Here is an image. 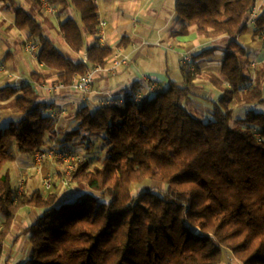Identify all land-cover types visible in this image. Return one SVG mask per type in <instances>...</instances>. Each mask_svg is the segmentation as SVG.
<instances>
[{"label":"trees","instance_id":"16d2710c","mask_svg":"<svg viewBox=\"0 0 264 264\" xmlns=\"http://www.w3.org/2000/svg\"><path fill=\"white\" fill-rule=\"evenodd\" d=\"M26 1L30 8L16 0L0 3L14 15L11 28L39 46L37 63L55 73L57 82L69 86L75 76L108 63L113 49L99 42L93 0H47L74 12L57 30L79 57L58 50L39 1ZM254 5L255 0H175L179 31L194 27L206 38H225L219 72L228 87L211 103V120L187 110L194 76L186 65L183 85L169 80L139 103L130 99L139 89L134 86L115 96L126 99L123 105H81L74 111L76 127L56 145L93 138L105 150L96 167L83 155L70 175V188L80 190L71 201L58 203L62 172L49 192L27 195L17 193L5 168L15 160L13 149L31 159L55 137V122L38 92L47 76L32 73L20 87H1L0 103L9 102L22 116L0 129V255L20 211L33 209L39 215L25 229L30 248L22 264H221L224 250L239 264H264V112L249 109L235 118L232 109L264 106V66L251 69L237 41ZM258 30L264 31V11ZM148 180L165 190L133 192Z\"/></svg>","mask_w":264,"mask_h":264},{"label":"crops","instance_id":"0c3cea01","mask_svg":"<svg viewBox=\"0 0 264 264\" xmlns=\"http://www.w3.org/2000/svg\"><path fill=\"white\" fill-rule=\"evenodd\" d=\"M93 1L98 7L99 22L106 23V26L99 34L100 44L111 47L113 51L119 49L123 54L129 57L130 65L129 67L121 69L120 73L122 77L115 81L112 87L109 86L111 87L108 88L109 90L106 89L104 91V89H102L100 92H97L94 85L91 94L87 96L89 102L88 100L83 99L81 95L71 90H58L54 91L52 94H48L44 90H42L43 93L39 92L40 100L48 105V108L45 110L46 113L53 109H64L66 111L65 116H63V118L55 125L56 133L52 141L56 140L60 133L62 134L67 132L68 123L70 121L73 120L71 129L76 127L77 123L74 120L73 114L76 108L81 105L92 107V101H98L104 96L115 97L124 92H129L135 86L133 85L131 88H128L131 82L137 81L140 77L139 75H141L136 63L146 56L143 51L146 47H157L161 43L166 45L164 49L172 50L174 59H177L179 62L185 54H188L191 57L185 67L186 71L192 72L191 74L194 76L191 79L190 86V92L193 96L190 107L191 105L192 107L194 106L193 102L196 100H204L210 104L219 100L224 89L228 87L219 72L220 63L223 58L222 46L225 43L224 37L206 38L203 35L198 34L194 27H187L184 32L179 31L180 27L175 23V12L174 10H171V3L173 2L174 7L175 0ZM168 1L170 2V8L167 6ZM255 4L260 8L261 12L264 11V0H255ZM121 6L123 8H127L128 12L123 10L121 11ZM10 11L11 10L9 8L7 9L4 4L0 3V24H3L4 29L8 30L6 36H0V51L4 52L3 56H1L0 53V61L2 62L1 65L8 72V74L0 81V88L7 85L20 87L30 81V79H24L20 74H16L14 70L8 71L5 66L6 61L11 62L13 67L16 66V68L20 66H36L35 68L42 72V76H47V80L43 83V86L59 83L56 81L55 73L47 70L43 65L38 64L37 61L33 60L24 51L23 41L28 39V35L25 31H18L11 28L14 21V15L12 14L11 16ZM5 12L6 14L4 15ZM34 12L36 13L37 10H34ZM47 15L46 17L49 18V22L53 27L52 29H47L46 32L48 37L54 42L63 40L62 36L58 33L57 25L59 22H62L67 18H75L74 12L71 9L58 8L56 16H52L48 13ZM122 38H126L127 40H125V42L118 47L117 44ZM88 41L93 42L91 38H88ZM237 41L245 48L249 65H254V68H258L262 65L264 66V51L261 43L253 36L252 27H248L247 31L237 38ZM63 42L64 41H61L60 43L62 47H64L65 44ZM12 44H18L23 54H27L31 61H27L23 55L18 56L17 54H14L10 50V46ZM73 56L79 57L74 53ZM145 73L147 75H151V72ZM15 77H18V79ZM130 79H132V81ZM162 79L167 80V82L172 80L166 75H164ZM172 81H175L180 85L185 83L184 77L182 80ZM97 82L95 84H97ZM158 82L161 86H165L167 84V82L164 85L160 81ZM107 93L111 95H108ZM8 103L9 102L0 103V129L7 126L9 123L19 120L22 116L20 113H17L10 108ZM235 106L236 105L232 106L234 111L236 107H239ZM192 109L197 110L195 106ZM50 143L51 141L48 140L46 142V146L50 145ZM28 159L29 158L26 160ZM16 167V186L14 189L17 191L19 185L18 177L21 175L24 176V169L27 168V165L23 166L18 164ZM43 169H45L47 174L52 173V171L59 173V166L55 163H51L50 161L47 162V165L44 166ZM31 175H28V177ZM24 179H22L24 180L23 193L29 195L36 190H40V188L35 187L31 180H28V178ZM38 215V211L31 209L27 211L25 220L22 216L18 215L16 217L11 235L8 237L3 248V252L0 255V264H22L27 259L29 249L28 242L25 239L27 236H25L24 232L29 225L33 224ZM17 245L19 249L17 252H14ZM23 251L24 254L21 255Z\"/></svg>","mask_w":264,"mask_h":264},{"label":"rangeland","instance_id":"374dc122","mask_svg":"<svg viewBox=\"0 0 264 264\" xmlns=\"http://www.w3.org/2000/svg\"><path fill=\"white\" fill-rule=\"evenodd\" d=\"M17 3H21L23 4L25 7H29L30 8V3L27 2L26 0H16ZM167 6L170 8V2H167ZM3 8V7H2ZM173 2L171 3V10L173 9ZM40 9H41V16L42 17H46L47 13L46 11L41 7L40 5ZM120 10L122 11H127V8H123L122 6L120 7ZM5 11V10H4ZM11 16H12V11H10ZM6 14V12L4 13V15ZM48 16V15H47ZM7 20V19H6ZM78 24L79 21H76ZM8 30L4 29L3 24H0V36H6L7 35ZM62 39V38H60ZM61 41L63 40H59V42H55L56 47L58 48V50L65 56L67 57H74L73 56V52L64 44V47L61 46ZM64 43V42H63ZM89 43V41H88ZM166 47V45L164 43H161L159 46L157 47H146L145 50L143 51L144 58L140 61H138L136 63V66L139 68L141 75H139V79L137 81H132V79H130L132 82L130 84V86L128 88H131L133 85L137 86V87H142L143 86V81L141 78H143V76H148L150 77L153 81H160L163 85L166 84L167 80H163L162 77H164V75H166L168 78L172 79V80H182L183 78V74L181 71V68L183 66V61L182 59H180V62L177 59H174L173 56V52L171 49H164ZM10 50L14 53L19 55H23L25 59H27V61H31L29 56L27 54H23L20 46L18 44H12L10 46ZM1 56L4 55V52H1ZM31 57V56H30ZM32 58V57H31ZM2 66V65H1ZM6 68L7 70H14V72L16 74H20L24 79H30V75L32 73H38L39 75H43L42 72L38 71V69H36V66H31V67H13L11 62H7L6 61ZM121 70L118 71V73H120ZM145 72H151V75H147ZM117 73V74H118ZM121 73L118 76H113V77H108L105 79H102L101 81L97 82V84H95L96 90L97 92H100L102 89H104V91L108 88H111L113 83L115 81H117L119 78H121ZM165 82V83H164ZM111 86V87H109ZM38 92L43 93L42 89L38 88ZM95 92V91H94ZM96 93V92H95ZM108 95H111L109 93H107ZM202 102V103H200ZM198 103V104H197ZM193 105L196 107V109L198 110H193L192 105L191 107H187V110L194 116L200 118L203 122H208L211 120V111H212V104L208 103L207 101L201 100V101H195L193 102ZM236 107V106H235ZM244 109V110H243ZM252 109L254 112H264V106L259 105V104H253V105H249L248 107L246 106H239L235 108V111L233 112V115H235V118H241L243 117V115H245L246 111ZM74 114V113H73ZM209 116V117H208ZM73 124V120L70 121L68 123V127H67V131H70L71 127ZM62 137V134L60 133L58 138L54 141H52L50 143V145L53 144H57L58 139H60ZM91 142L87 143H81V141H79V138H75L72 142H67L62 144L60 147L65 148L66 151H69L71 153L74 154H80V155H84L86 156L89 161H90V165L91 167H96L99 165L100 162V158L103 156L104 154V150H105V146L98 141L97 139H91ZM90 144V145H89ZM59 147V148H60ZM13 153L15 156V160H13L12 162L8 163L6 165L5 168H7L9 170V174H10V179H11V184L13 187L16 186V171H17V165H23L26 166L27 168H25L24 172V176H19V182L20 180L24 182V178H28V180H31L35 187L40 188V190H42L43 193L49 192V190H47L45 188L44 185V181L49 177L51 179V182H57L59 181L58 177H59V173L62 172L63 168L60 169V172H56V171H52V173H48L45 171V169H43L44 166L47 165L48 161H45L44 163H42L40 165V169L37 168L38 166L36 165H31V159L29 158L27 159V156H25L24 154H19L16 149H13ZM24 160V161H23ZM51 163H55L57 166H59L60 168V163L56 160L54 161H50ZM32 167V168H31ZM39 169V170H38ZM28 173V174H26ZM32 174V175H31ZM28 175H31L28 177ZM30 178V179H29ZM24 179V180H22ZM24 187V186H23ZM162 192L165 190V187L163 185H158L155 184L153 182H150L149 180L144 182L143 184L139 185L138 187L134 186L133 187V192L134 193H138L139 191H154L155 190ZM156 191V192H157ZM80 190H78L76 187H71V188H61L59 187L58 190V203L60 202H67V201H71L73 199H75V197L79 194ZM27 209H23L20 211V213L18 214L19 216H22V218L25 220L26 218V213H27ZM28 242V238H25ZM29 242H28V249H29ZM19 249L18 245L15 247L14 252H17V250ZM28 249H27V253H28ZM224 252H226L225 256L223 257V261L221 264H239L234 257L230 254V252L228 250H224ZM24 254V251L21 253V255Z\"/></svg>","mask_w":264,"mask_h":264},{"label":"built area","instance_id":"2783aa9c","mask_svg":"<svg viewBox=\"0 0 264 264\" xmlns=\"http://www.w3.org/2000/svg\"><path fill=\"white\" fill-rule=\"evenodd\" d=\"M41 7L50 15L56 16L58 13V8L55 6H51L47 0H38ZM261 11L256 4L252 7V9L248 12L247 15V25L248 27H252L253 29V36L261 43L262 49L264 51V31L263 30H256V22L260 15ZM106 23L100 22L99 23V30L102 31ZM99 31V34H100ZM255 32V33H254ZM104 46V45H102ZM23 48L26 53H28L33 60L37 59V53L39 50V46L32 42L29 39H25L23 41ZM87 57L84 54L82 56V62H86ZM183 65H186L190 61V55L185 54L182 57ZM130 59L127 55L123 54L119 49L113 51V55L108 61L105 66H95L87 71L85 74L80 76H75L72 79V82L69 86H65L61 83H57L54 85L48 86H39L38 88L46 91L48 94L54 93V91H63V90H71L79 95L83 99L88 100L87 96L91 94L92 89L95 83L102 79L116 76L118 71L122 68L129 67ZM251 69L254 68V65H249ZM8 72L5 70L3 66L0 65V81L3 79ZM18 79V77H15ZM143 86L136 90L134 95L130 98L131 101L134 103H139L145 96L148 94L154 93L159 91L161 85L158 81H153L148 76H143L142 78ZM91 101V99H90ZM126 99L124 97L115 98L112 96H104L103 98L99 99L98 101H92V107L99 106V105H108V106H115V105H123ZM89 102V100H88ZM91 104V103H90ZM90 107V108H92ZM50 117L54 120L55 125L65 116L66 111L64 109H53L48 112ZM58 145H48L44 150L36 152L33 157L31 158V165L38 166L37 168L40 169V165L45 161H58L60 163V169L63 168V179L60 182V189L61 188H70V175L76 169L77 165L84 160L83 155L74 154L69 151H66L65 148L60 147ZM38 169V170H39ZM51 179L48 177L44 181L45 188L47 190L51 187ZM24 182L20 181L17 193L21 194L23 192Z\"/></svg>","mask_w":264,"mask_h":264},{"label":"bare ground","instance_id":"6f19581e","mask_svg":"<svg viewBox=\"0 0 264 264\" xmlns=\"http://www.w3.org/2000/svg\"><path fill=\"white\" fill-rule=\"evenodd\" d=\"M35 61H37V60H35Z\"/></svg>","mask_w":264,"mask_h":264}]
</instances>
